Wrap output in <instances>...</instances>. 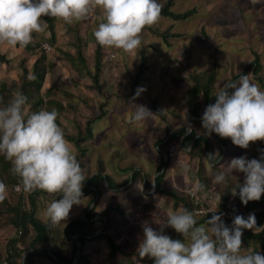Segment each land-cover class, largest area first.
Listing matches in <instances>:
<instances>
[{
  "label": "rangeland",
  "instance_id": "rangeland-1",
  "mask_svg": "<svg viewBox=\"0 0 264 264\" xmlns=\"http://www.w3.org/2000/svg\"><path fill=\"white\" fill-rule=\"evenodd\" d=\"M164 1L158 0L160 4ZM194 6L197 12L188 19L174 20L171 17L162 16L157 24L145 28L142 33L141 48L131 53L102 46L104 52L100 76V81L103 83L102 91L93 88L90 73L94 72L95 51L98 44L93 32L99 23L104 22L103 10L97 8L86 20L74 22L71 25L65 24L62 20L56 22L60 32V35H57L59 42L54 47L49 41L52 49L47 51V57L56 55L64 62L66 61V65H71L74 69L76 68L75 70L81 67V70L86 69L89 74L86 76L89 82L87 85H84V80L81 82L78 80L77 84H72L73 87H79L82 91L73 90V95H69L70 98L72 96L73 106L64 108V114H69L73 123L71 122L72 125L67 129L63 127L65 134L77 133L79 126L82 129L90 118L100 115V118L92 123L93 136L81 144L87 149L85 163L83 166L80 165L85 177L102 171L103 174H111L121 179L128 176L131 169L138 168L150 183V186L146 188L145 180L137 181L119 191L102 186L98 188L96 201L88 205L89 191L95 188L91 187L88 192L83 193L82 204L73 205L69 218L81 214L83 210H88L96 204L94 206L96 218H105L106 222L96 230L95 234L107 225L117 241L123 243L125 251L111 258L104 239L90 240L83 251L84 254H89L90 258L89 261L84 259L83 264H148L150 257L146 256L142 259L137 252L143 239L142 225L147 223L154 230L160 231L169 213H174L181 208L190 211L184 203L176 207L173 200L156 191V165L160 156L159 145H156L154 141L157 137H166L167 121L172 123V132L187 128L188 123L193 129L185 100V92L192 83L191 75L196 71L211 69L217 63L219 66L217 87L220 90L235 74L245 70L254 61L256 55H259L262 64L259 75L264 78V0H256V2L253 0H175L173 9L184 11ZM155 29H169V33H179V35H168L167 43L161 35L154 32ZM48 31L43 36L41 33L36 34L35 38L39 40L40 37L41 39L48 37ZM78 35L80 41L77 38ZM79 47L82 48L86 59L84 63L77 56ZM0 50L9 58L7 63L0 60V81H5L9 85H12L13 81H21V68L14 60L27 53L26 49L19 46L0 45ZM65 52L72 53L78 67L72 65V61L68 59V54ZM143 53L147 55L148 68L137 84H134ZM23 57L28 58L25 55ZM248 74L252 82L264 90L253 69ZM141 87L146 90L133 99L137 89ZM41 93L44 100L49 99L42 90ZM136 105H145L155 115L149 120L131 123ZM158 110L162 111L167 121L161 117ZM195 128L198 134L207 135L202 124ZM66 138L68 139L67 135ZM209 138L210 153L217 156L224 149L221 162L224 163L225 169L233 158L248 159L253 151V143H250L247 149H242L230 140V146L227 148L222 147L215 135L211 134ZM69 141L76 154L77 145L74 141ZM165 142L164 146L170 153L165 154L169 164L164 169L163 185L166 188L175 189L183 198L193 200L194 210L191 212L196 216V220H202L207 215L211 219L213 214L220 215L226 211L230 217L225 219L221 217V219L228 227H231L233 219L238 214L233 208L236 205L233 194H227L231 188L228 177L226 183L216 184L212 176L213 180L209 188L195 197L192 196L190 188L196 180H199L198 157L191 154L190 147L183 146L181 137ZM203 160L204 176L212 175L215 170L211 168L212 162H206L205 157ZM222 171L216 169L215 173ZM231 175L232 178L242 176L241 180L245 182V173L233 170ZM0 181L3 180L0 178ZM84 184L85 181L83 186ZM21 192L22 190L14 189V185L8 186V197L13 202L18 199ZM60 195V193L52 195V198L40 195L38 215L47 218L45 215L47 206L56 200L54 197L62 198H59ZM218 197H221L220 202ZM109 202L123 203L122 208L126 214L110 212V216L103 215L104 206ZM198 225H206V221ZM163 231L171 238L177 235L171 227H164ZM14 234L13 225L7 224L6 218L0 216V264H8L6 260H2V255L5 252L7 239ZM71 238L74 239L75 235ZM243 248L264 255L262 243H249ZM77 260L75 259V262Z\"/></svg>",
  "mask_w": 264,
  "mask_h": 264
},
{
  "label": "clouds",
  "instance_id": "clouds-1",
  "mask_svg": "<svg viewBox=\"0 0 264 264\" xmlns=\"http://www.w3.org/2000/svg\"><path fill=\"white\" fill-rule=\"evenodd\" d=\"M162 7L158 0H0V45L24 48L33 41L34 33L46 31L44 17L71 25L86 20L100 8L104 22L93 32L96 42L131 53L141 48L144 29L161 20ZM29 79L34 80L35 76L30 75ZM145 90L138 88L133 99ZM215 97V103L209 104L202 115V127L207 135L216 133L229 138L242 149H247L250 143L264 141V90L252 82L250 74L224 84ZM154 115L145 105H136L130 122L149 120ZM59 118L55 108L30 113L28 97L20 91L0 107V155L11 162V173L20 178L16 190L22 186L28 193L40 190L61 194L62 198L46 208L45 215L53 226L66 224L73 205L82 204L86 180L73 145L57 123ZM187 131H192L190 123ZM215 158L213 153L205 156L206 162ZM233 170L246 174L239 190L242 203L259 201L264 194V155L251 160L233 158L226 172L215 175L214 183H226L227 175ZM204 189L205 185L196 180L190 194L195 197ZM7 198L8 186L0 181V203ZM218 199L220 202L221 197ZM222 215L213 214L206 225H198L196 216L181 208L168 214L160 231L145 223L137 249L139 257H150L154 264H264V255L242 247L243 229H259L255 215L247 219L236 216L232 227L223 222ZM164 227L173 228L183 240L164 234Z\"/></svg>",
  "mask_w": 264,
  "mask_h": 264
},
{
  "label": "trees",
  "instance_id": "trees-1",
  "mask_svg": "<svg viewBox=\"0 0 264 264\" xmlns=\"http://www.w3.org/2000/svg\"><path fill=\"white\" fill-rule=\"evenodd\" d=\"M161 4L163 6L162 16H168L174 20L188 19L197 12V8L195 6L184 11H175L173 9L175 0H165ZM43 19L47 21V29L51 31L53 36L52 41H54L56 37L55 24L58 19L51 17H44ZM154 32L161 35L167 43L169 42L168 35H179V33H169V29H155ZM77 38L79 41L81 40L79 35ZM42 42L32 41L29 45L24 47V49L30 52L36 51L38 56L32 66L26 65V57L21 59V81H13L12 85H9L5 81H0V107L7 105L12 99L13 94L20 91L28 97V110L30 113L38 112L41 109L51 110L53 108L58 110L60 114L63 112L64 107L61 103L57 102L56 104L55 99H53V102L50 99L44 100L43 94L41 93L42 86L48 72L47 51L42 47ZM77 56L82 63L86 61L81 47L78 48ZM103 56V48L101 45L97 44L95 51L96 60L94 62V72L90 74L93 81V88L98 91H102L103 88V83L100 81ZM68 59L74 62V59L76 58L73 55H68ZM0 60L5 63L9 62L6 54L1 50ZM147 68V55L143 53L134 84H137V81ZM251 69H253L256 78L264 86V78L259 75L262 69L259 55H256L254 61L247 66L245 70L235 74L228 81V83L235 82L240 75L248 74ZM218 74L219 66L216 63L211 69L196 71L191 75L192 83L185 92L189 119L194 126L190 133L187 131V128H180L172 132V123L167 121L166 116L161 110H158L161 117L167 121V135L163 138L157 137L154 141L156 145H159L158 150L160 156L156 165V191L163 193L165 197L173 200L176 207H179L181 203H184L190 211L194 210L193 200H187L183 198L175 189H169L163 185L165 180V154L170 153V151L165 148L164 141L167 143L181 137L183 139V146L185 148H191V154L198 157L197 163L199 167L197 174L200 182L205 185V189L209 188L212 184L213 177L217 174V172L215 173L216 169L226 172L224 163L221 162L225 152L224 149H222V152L218 154L215 161L212 162L211 168L215 169L213 174L207 177L204 176L203 157L210 153L211 141L208 135L198 134L195 128L197 125L202 124V115L205 108L209 104L215 103V95L219 91L217 87V82L219 80ZM30 75H34L35 79H29ZM214 97L215 99L212 101ZM99 116L100 115H96L95 117L90 118L82 129L79 126L77 133L65 134L69 140L74 141L77 145L78 151L76 152V157L79 164L82 166L85 163L87 149L82 147L81 144L93 136L92 123L96 119L100 118ZM57 123H59V119ZM212 134L215 135L216 140L221 143L222 147L228 148L230 146L229 138H221L216 133ZM262 155H264V141L253 142V151H251L248 159H260ZM11 167V162L6 160L3 155H0V178L7 186L10 187L20 181L18 176L11 173ZM145 177V174L138 168L131 169L130 174L121 179H118L111 174H103L102 171H100L86 177L82 192L86 193L91 187H95L89 191L90 198L88 205H91L98 197V188L105 186L109 190L119 191L131 183L134 184L137 181L144 182V180L147 188L150 186V183ZM227 177L229 184L231 183V188H229L227 194H233V191L236 193L233 195L236 200V205L233 207L235 213L242 215L245 219H247L249 215L254 214L256 218V228H259L258 230L243 229L242 247L249 243L264 244V194H262L259 201H249L245 205L239 197L240 187L244 184L241 180L242 176L232 178V175L228 174ZM56 194L58 193L49 194L40 190L28 193L22 190L15 202L8 197L3 203H0V216H4L7 224H11L15 228V234L7 239L2 260H6L8 264H83L84 259L89 261L90 258L89 254L83 253L84 248L90 240L95 239H104L109 249V257L111 258H115L120 252H125L123 243L117 241L115 236L108 230L107 225L95 234L96 230H98L100 226L106 222L105 218H96V212L94 211V206L96 204L88 210H83L81 214L70 217L66 224L61 223L58 226L51 225L48 218L40 217L38 215V197L43 195L52 198V195ZM60 197L61 196H59V198ZM54 198L57 199L58 197ZM122 207L123 203L121 202H109L104 206L103 215L107 214L110 216V212H118L124 215L126 212ZM246 213L249 214L247 215ZM209 219L210 216L207 215L204 219L197 220V223L199 224ZM230 226L232 227V223ZM72 235H75L74 239L71 238ZM173 239L183 240V237L177 233ZM79 244H81L80 256L75 262ZM30 248H32V250L25 256L23 261L24 252ZM148 264H154V260L150 258Z\"/></svg>",
  "mask_w": 264,
  "mask_h": 264
},
{
  "label": "crops",
  "instance_id": "crops-1",
  "mask_svg": "<svg viewBox=\"0 0 264 264\" xmlns=\"http://www.w3.org/2000/svg\"><path fill=\"white\" fill-rule=\"evenodd\" d=\"M48 30L49 29L46 28V31H48ZM48 32H49L48 37H46V38L42 37L43 39H41V37H40V38H38L39 40H37L35 38V35L37 33H34L33 34V41H41V42L43 40L48 41V42L50 41L51 43H53L54 47H56L58 45V42H59L58 36L60 35V32H58L57 24H55L56 37H55L54 41H52L53 36L51 34V31L49 30ZM44 33H41L42 36L44 35ZM26 52L27 53L22 54L20 57H17L14 60V61L18 62V67H20V61L24 55L28 57L26 60V65H28V66H32L33 62L35 61V59L38 56L36 51L29 52L26 50ZM65 53L68 55H72V53H69V52L68 53L65 52ZM65 62H64V60H62V58L60 59V58L56 57V55H48V60H47L48 72H47V75L45 77V80H44V83L42 86V92L44 94L48 95L49 99L52 102H53V99H55L56 104H57V102H59L63 105L64 108H66V107L68 108V107L73 106V101L71 100L72 96H71V98L69 96V95H73V93H72L73 90L75 92H77V91L81 92L82 91L81 88H79V87L77 88L76 86H74L75 87L74 88L72 86V84L73 83L77 84L79 81L81 82L82 80H84L86 83V84L84 83V85H87L89 82H88V79L86 78V76H88L89 74H87L86 69L81 70V67H79V69L75 70L76 68L74 69L71 65H66ZM76 64H77L76 59H74V62H72V65L76 66ZM76 67H78V65ZM17 72H19V71H17ZM82 72H84V73H82ZM81 87L83 88V86H81ZM65 96H66V98H65ZM54 105H55V103H54ZM64 113L65 112L63 110V112L60 114L59 124H61L62 127L67 129L68 127H70L72 125L71 122L73 123V121L70 120L69 114L66 113V115H65Z\"/></svg>",
  "mask_w": 264,
  "mask_h": 264
},
{
  "label": "built area",
  "instance_id": "built-area-1",
  "mask_svg": "<svg viewBox=\"0 0 264 264\" xmlns=\"http://www.w3.org/2000/svg\"><path fill=\"white\" fill-rule=\"evenodd\" d=\"M42 47H43L46 51H49V50L52 49V45H51V43L48 42V41H43V42H42ZM20 184H21L20 181L17 182V183L14 185V189H16L17 186L20 185ZM21 190H22V186H21ZM21 190H19V191H21ZM222 214H223V215L221 216L222 219H225V218H227V217H230V215H229L226 211H223Z\"/></svg>",
  "mask_w": 264,
  "mask_h": 264
},
{
  "label": "water",
  "instance_id": "water-1",
  "mask_svg": "<svg viewBox=\"0 0 264 264\" xmlns=\"http://www.w3.org/2000/svg\"><path fill=\"white\" fill-rule=\"evenodd\" d=\"M215 99V97L212 99V101ZM169 164V159H166V163H165V166H164V169H165V167H167V165ZM32 250V248H30V249H27L25 252H24V254H23V261H24V258H25V256L30 252ZM80 250H81V244H79V247H78V250H77V252H76V259H78V257L80 256Z\"/></svg>",
  "mask_w": 264,
  "mask_h": 264
}]
</instances>
